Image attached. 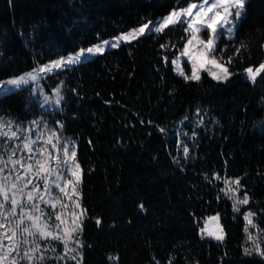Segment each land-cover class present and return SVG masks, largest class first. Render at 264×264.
Instances as JSON below:
<instances>
[{
  "label": "trees",
  "instance_id": "1",
  "mask_svg": "<svg viewBox=\"0 0 264 264\" xmlns=\"http://www.w3.org/2000/svg\"><path fill=\"white\" fill-rule=\"evenodd\" d=\"M190 1L201 0H0V80ZM181 35L187 34L179 26L146 34L49 74L43 80L47 90L61 82L76 90L62 92L61 111H44L31 85L0 98L3 119L26 124L50 114L63 123L62 134L76 139L89 217L82 233L84 264H264L244 253L242 215L258 212L256 222L264 229V85L262 77L246 81L243 71L264 61V0H248L234 38L221 41L229 46L225 59L234 45H245L227 83L206 73L200 83H186L175 72L171 61L179 53L171 43H184ZM197 109H206L217 123L209 132L199 128L185 160L177 129L191 128ZM225 178H241V193L251 197L239 213L223 192ZM216 213L223 242L200 232L204 219Z\"/></svg>",
  "mask_w": 264,
  "mask_h": 264
},
{
  "label": "snow or ice",
  "instance_id": "2",
  "mask_svg": "<svg viewBox=\"0 0 264 264\" xmlns=\"http://www.w3.org/2000/svg\"><path fill=\"white\" fill-rule=\"evenodd\" d=\"M247 2L248 0H202L199 4L189 2L187 6L173 7L156 21L141 22L138 27L115 37L111 43L104 40L94 46L80 48L76 53L60 56L56 60L38 65L26 73L0 80V98L35 84L30 94L37 97L40 107L50 103L59 106L65 99L62 95L63 91H72L75 94L76 90L67 89L61 82V85L54 90V100L49 95L41 97L40 81L54 70H72L73 66L86 62L89 56L103 54L105 46L115 49L121 43L131 42L132 39H138L146 34L165 33L166 29L175 31L177 26L187 35L180 36V41L184 43H171V47L179 53L171 62L178 68L180 57H186L190 62V74L180 70L178 75L186 83H200L202 73H206L218 83H227L236 74L230 70L234 57L239 55L245 45L242 43L234 45L233 54L225 59V52L229 46L226 43L222 44L221 41L234 38L241 20L246 16ZM160 47L166 49L169 45L161 44ZM164 60L167 62L168 57L165 56ZM243 71L246 74V81L255 84L257 77H262L260 83L264 85V76H262L264 62L255 67L248 66ZM197 112L199 113L200 109H197ZM184 119L187 120V117ZM199 122L203 123V119ZM13 123V120H5L0 114V264H21L23 261L27 264H46L47 261H52L53 264H61V262L84 264L83 249L86 245L81 237L84 221L89 217L88 209L82 204L81 185L84 171L77 161L75 146L69 147L71 139L62 135L64 125L61 121L50 123L38 117L26 125L15 122L14 130ZM5 126L8 128L7 131L4 130ZM159 131L163 133L165 129L160 128ZM33 133H35L34 137ZM196 135L197 133L193 132L191 139L195 140ZM7 141H19V143L8 147ZM49 147L57 153L60 151L63 153L62 158L59 155L55 157V168L49 166L52 159ZM189 151V147L185 145L183 147L185 160L189 157ZM175 162L180 163L179 159ZM53 176L54 179L50 183L49 180ZM216 179L220 177L217 176ZM34 180L37 182L33 183ZM40 180L43 181L42 185L39 183ZM225 183L229 181L226 180ZM234 184L235 187L229 188L226 194L233 200L234 212L239 213L240 206L248 205L251 197L247 191H244L242 198L238 196L245 187L241 185V178H236ZM29 185L31 190L26 191ZM53 188L63 194L62 197L54 196ZM62 199L68 203H60L61 211L56 212L57 203ZM9 202L10 209L6 211L5 203ZM40 203L50 205L54 213V222L50 223L53 221V216L46 213L40 207ZM139 207L143 209L144 206L141 204ZM18 208L20 214L16 219ZM259 211L264 212V209ZM242 215L248 226L256 227L253 217L257 216L258 212L249 209ZM25 219L29 222L28 226L20 229V224ZM219 221V214L208 216L200 229L202 238L206 235L215 241L223 242L225 234ZM95 223L99 227L101 220L96 218ZM245 231H248L247 227ZM260 231L264 232V229ZM261 239V236L253 237L249 233L248 240L251 241V247L244 249L245 255L264 259V244L260 242ZM53 241L62 245V252L57 253L56 247L52 245ZM41 242H44L43 246ZM49 251L53 255L46 256L45 253ZM108 259L111 261L118 257L109 256ZM153 259L155 260V257ZM156 264H159V261H156ZM194 264L199 262L196 261Z\"/></svg>",
  "mask_w": 264,
  "mask_h": 264
},
{
  "label": "rangeland",
  "instance_id": "3",
  "mask_svg": "<svg viewBox=\"0 0 264 264\" xmlns=\"http://www.w3.org/2000/svg\"><path fill=\"white\" fill-rule=\"evenodd\" d=\"M190 2H194V3H197V4H199V3H201L202 2V0L201 1H199V2H197V1H190ZM163 16V15H162ZM162 16H159V17H157L156 19H153L152 21H156L157 19H159L160 17H162ZM138 27V26H137ZM134 28V27H133ZM130 29H132V28H130ZM129 29V30H130ZM129 30H127V31H129ZM127 31H125V32H127ZM125 32H121V33H119V34H117V35H115V36H112V37H110V38H107V39H104V40H108L110 43L114 40V38L115 37H117L118 35H120V34H122V33H125ZM104 40H101V41H99V42H96V43H94V44H92V45H90V46H94V45H96V44H98V43H102ZM89 47V46H88ZM85 48H87V47H85ZM110 47H108V46H105V50L106 49H109ZM78 51V50H77ZM76 51V52H77ZM76 52H73V53H76ZM73 53H70V54H73ZM179 55V54H178ZM177 55V56H178ZM65 56H67V55H65ZM92 57H94V56H89L88 57V59H90V58H92ZM59 58V57H58ZM58 58H55V59H52V60H56V59H58ZM176 58V57H175ZM174 58V59H175ZM49 61H51V60H49ZM49 61H47V62H49ZM46 62V63H47ZM264 62V61H263ZM45 64V63H44ZM43 65V64H42ZM173 66H174V70H175V72L176 73H178L180 70H184L186 73H188V74H190V62H188L187 61V58L186 57H180V62H179V68L175 65V64H173ZM255 67V66H254ZM30 70H32V69H30ZM30 70H28V71H30ZM28 71H26V72H28ZM55 71H57V70H54V72ZM26 72H24V73H26ZM21 74H23V73H21ZM51 74V73H50ZM20 75V74H19ZM245 76H246V74H245ZM11 77H13V76H11ZM10 78V77H9ZM7 79V78H6ZM4 80V79H3ZM44 80V79H43ZM43 80H41L40 81V89L42 90L41 92H40V96L42 97L43 95H49L53 100L55 99V92H54V90L58 87H54V88H50L49 90H47L46 89V87H45V85H44V82H43ZM61 85V84H60ZM59 85V86H60ZM31 87L32 88H34L35 87V84H33V85H31ZM62 95H63V93H62ZM42 109L44 110V111H48V112H52V111H54V110H59V111H61V109H62V104L61 105H59V106H57V105H55V104H49V105H47V106H44V107H42ZM39 117H42L43 118V120H45V121H49L50 123L51 122H53V120H52V116L50 115V114H43V115H41V116H39ZM38 118V117H37ZM36 119V118H35ZM201 119H203V123H200L199 121L201 120ZM6 120V119H5ZM217 123V120L215 119V118H213L210 114H208V112H207V110L205 109L204 111H200L199 113H198V117H197V119L195 120V121H193L192 122V127L191 128H178L177 129V134H178V143H179V152H180V157L181 158H183V147L185 146V145H187L188 147H189V157L187 158V160L192 156V154H193V151H194V148L196 147V141H197V138L199 137V135H200V131H199V128H203V130H204V132H209V131H211L212 129H213V126L215 125ZM27 124V123H26ZM25 124V125H26ZM12 128H13V130L15 129V124H13L12 125ZM5 131H7L8 130V128H7V126H5V129H4ZM193 132H196L197 133V135H196V137H195V140H192L191 139V137H192V134H193ZM64 137H68V138H70L71 139V143H70V145H69V147H72L73 145L75 146V150L77 151V141H76V139H74L73 137H71V136H68V135H66V134H62ZM35 136V133H33V137ZM5 140H7V138H5ZM7 143H8V147H13L15 144H17V143H19V141H7ZM63 142L61 141V144H62ZM49 151H51L52 152V159L50 160V164H49V166L51 167V168H55V164H56V160H55V157L57 156V155H59L61 158L63 157V153H62V151H60L59 153H57V151L56 150H54V149H51V147H49ZM18 155L20 154L19 152L17 153ZM25 155H26V153H25ZM6 158V157H5ZM178 158H176V160H177ZM184 159V158H183ZM77 161H78V159H77ZM5 174H7V173H5ZM54 179V176L53 177H51L50 178V180H49V182L51 183V181ZM229 181V183H225V181ZM234 181H235V179H232V178H225L224 180H223V183H224V186H223V192H224V194H225V196L232 202V205H233V200L230 198V196L228 195V194H226V193H228V190H229V188H234L235 187V184H234ZM37 181L36 180H34L33 181V183H36ZM39 183L42 185L43 184V181L42 180H40L39 181ZM28 190H31V185H29L28 186V189H26V191H28ZM41 191L43 192V188L41 187ZM54 196H59V197H62V195L63 194H61V193H59L58 192V190L57 189H55V188H53V193H52ZM238 196L240 197V198H242L243 197V194L241 193V191L238 193ZM45 198L47 199V194H46V196H45ZM60 203H68L66 200H60L58 203H57V207H56V212H59V211H61V209H60ZM245 205H241L240 206V209H242L243 207H244ZM40 207L42 208V209H44L45 210V212L46 213H48L49 215H52L53 216V221H50V223H52V222H54V213H53V210H52V208L50 207V205H47V204H44V203H40ZM69 207H71V205H69ZM8 209H10V202L9 203H5V210L7 211ZM246 211H248V210H246ZM245 211V212H246ZM19 214H20V209L18 208L17 209V216H16V219H18L19 218ZM217 214H219V213H216V214H212V215H209V216H214V215H217ZM219 216H220V214H219ZM208 217V216H207ZM207 217H206V219H207ZM206 219H204V221H203V226H204V222H205V220ZM28 221L25 219V221L22 223V224H20V229H22L23 227H25V226H28ZM215 222H213V224H214ZM219 223H220V226L221 227H223L222 226V224H221V221H219ZM253 223L256 225V227L255 228H253V227H251V226H248L247 225V222H246V225H245V229H246V227L248 228V231H246V244H245V248L246 247H251V241H249L248 240V236H249V233H251V235L253 236V237H257L258 235L259 236H261L262 237V239L260 240V242L262 243V244H264V232H261L260 230H261V228L259 227V225H258V223L256 222V216L255 217H253ZM17 235L19 236L20 235V232L18 231V233H17ZM205 237H207L206 235H205ZM82 238V237H81ZM207 238H210V237H207ZM43 243L44 242H41V246H43ZM5 244H7V240H5ZM52 245L54 246V247H56V250H57V253H60V252H62V245H60L59 244V242H56V241H53L52 242ZM244 248V249H245ZM45 255L46 256H51V255H53V253H51L50 251L49 252H47V253H45ZM21 264H27V262L26 261H23V262H21ZM46 264H53V262L52 261H47L46 262ZM61 264H62V262H61ZM70 264H74V262H70Z\"/></svg>",
  "mask_w": 264,
  "mask_h": 264
}]
</instances>
